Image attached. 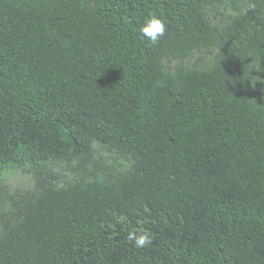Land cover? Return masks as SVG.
I'll return each instance as SVG.
<instances>
[{
  "label": "trees",
  "instance_id": "trees-1",
  "mask_svg": "<svg viewBox=\"0 0 264 264\" xmlns=\"http://www.w3.org/2000/svg\"><path fill=\"white\" fill-rule=\"evenodd\" d=\"M0 264H264V0H0Z\"/></svg>",
  "mask_w": 264,
  "mask_h": 264
},
{
  "label": "rangeland",
  "instance_id": "rangeland-1",
  "mask_svg": "<svg viewBox=\"0 0 264 264\" xmlns=\"http://www.w3.org/2000/svg\"><path fill=\"white\" fill-rule=\"evenodd\" d=\"M232 7L233 4L231 2H224L211 13V17L216 18L218 21H222L224 23L226 20H228L229 16L233 14ZM215 51V49H210L208 51L200 53L194 52L188 59L183 62L173 61L169 64V68L174 69L177 64L192 66L194 63H196L197 66H206L211 62ZM103 155L106 158L111 157V155L107 152H104ZM6 178L7 183L11 187L25 188L32 184L30 176L20 171H10L6 174Z\"/></svg>",
  "mask_w": 264,
  "mask_h": 264
},
{
  "label": "clouds",
  "instance_id": "clouds-1",
  "mask_svg": "<svg viewBox=\"0 0 264 264\" xmlns=\"http://www.w3.org/2000/svg\"><path fill=\"white\" fill-rule=\"evenodd\" d=\"M167 31V24L161 18L150 15L139 25V36L142 40L156 45L164 37ZM125 239L136 249H144L152 243V235L144 229H133L127 232Z\"/></svg>",
  "mask_w": 264,
  "mask_h": 264
}]
</instances>
